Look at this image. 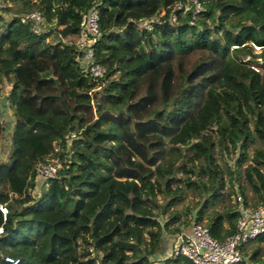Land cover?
<instances>
[{"label": "trees", "instance_id": "obj_1", "mask_svg": "<svg viewBox=\"0 0 264 264\" xmlns=\"http://www.w3.org/2000/svg\"><path fill=\"white\" fill-rule=\"evenodd\" d=\"M0 1V97L5 82L11 122L0 264H152L162 233L188 224L173 209L179 181L200 196L193 222L204 217L219 241L238 212L222 204L204 216L208 207L236 192L244 208L263 202L264 0H196V11L191 0ZM91 7L100 76L61 40ZM31 10L41 14L37 33L18 19ZM54 143L58 166L44 179L35 166ZM241 254L234 264H264V230Z\"/></svg>", "mask_w": 264, "mask_h": 264}, {"label": "built area", "instance_id": "obj_2", "mask_svg": "<svg viewBox=\"0 0 264 264\" xmlns=\"http://www.w3.org/2000/svg\"><path fill=\"white\" fill-rule=\"evenodd\" d=\"M194 5V11L198 10L199 4L196 0H191ZM181 4L177 3L179 7ZM4 3L0 1V8ZM193 11V12H194ZM192 12V13H193ZM20 22L31 20L34 33L38 32L37 23L41 21V14L37 10L27 11L20 14L18 17ZM79 29L75 36L73 44L77 50L82 51L79 58L83 63L86 70L93 76H100L103 68L92 61V51L89 46L99 35L97 27V13L96 10L89 8L79 20ZM149 28V26H148ZM236 46H232L234 48ZM256 52L260 50L259 46L253 45ZM247 56L243 59H246ZM257 62L260 58L256 57ZM251 68H257L251 65ZM73 136L72 133L64 135L65 144ZM60 146L54 143L51 152L42 158V160L35 166L37 176L42 178L49 177L53 174L58 166V160L54 153L59 152ZM236 211L238 216L236 219L234 232L223 240H216L212 238L207 228L201 223L191 222L185 230L175 234L174 243L170 250V256H182L193 264H234L244 260L241 250L242 247L251 239L255 238L259 233L264 230V195L263 202L244 208L242 205L241 197L237 194L235 196ZM7 209L3 204H0L1 219L4 220ZM2 228L0 227V233ZM5 260L10 259L4 257ZM14 263V261H10Z\"/></svg>", "mask_w": 264, "mask_h": 264}, {"label": "rangeland", "instance_id": "obj_3", "mask_svg": "<svg viewBox=\"0 0 264 264\" xmlns=\"http://www.w3.org/2000/svg\"><path fill=\"white\" fill-rule=\"evenodd\" d=\"M0 16L2 18L6 19L8 17V14L1 11L0 12ZM144 23H145L146 26H149L148 20H144ZM74 39H75V36L70 35V36L63 37L61 40L62 41H65V42L68 41V42L73 43L72 41H74ZM5 85H7V84L5 82H2L1 89H3V87H5ZM251 148H252V146L249 147V151L251 150ZM4 151L3 150H0L1 155L6 157V152H4ZM2 158L3 157L0 156V163L3 161ZM217 162L221 165V167H223L222 166V162H221L220 159L217 160ZM230 162H231V160H229V159L225 160V163L226 164H228ZM222 175L223 174H221V176ZM182 177H183L182 175L177 174V178H182ZM35 179H36V177H35ZM204 182H205L206 187H211V183L206 182V179H204ZM176 185L181 186L183 188V191L184 192H183L180 200L173 206V209H175L178 212L179 220H186L188 222L187 226L186 225L185 226L184 225H179V226H181L180 228H183L182 230H185L188 227V225L193 221V217H194L195 210L197 209V205H198V203L200 201V196L198 195V193H197L196 190H194L192 188H187L182 181L176 182ZM38 188H39V181H34V187H33V189H32L31 192L33 194L34 193H37L38 192ZM227 190H228L227 183H224L223 193L225 191H227ZM236 195H237V192L234 193V194H230L228 197H226L224 195L223 196L224 202L223 203L216 202L213 205H211V207H208L206 209V211L204 212V216H206L208 214V212H209V210L211 208L216 209V210H220V207H221L222 204H224V205L229 204V205L235 207L236 206V201H235V196ZM157 197H158V200H159V202L161 204L167 202V201L166 202L163 201L160 196H157ZM162 218H163V216H162ZM161 221H162V219H161ZM200 223L204 224V217L202 218V221H200ZM174 235L175 234H168V233H165V232L162 233V236H166L167 238H169V237L170 238H173ZM151 260H152V264H154V262H157V261L160 262V260H157V261L154 260V259H151Z\"/></svg>", "mask_w": 264, "mask_h": 264}, {"label": "crops", "instance_id": "obj_4", "mask_svg": "<svg viewBox=\"0 0 264 264\" xmlns=\"http://www.w3.org/2000/svg\"><path fill=\"white\" fill-rule=\"evenodd\" d=\"M7 88H8V85H5V87H3L2 92H1L3 96L6 95ZM4 104H0V120L3 121V123H5L4 131L0 135V150H3V151L6 150V147H7V143H8L7 133H8V130L11 126L10 114H9L7 108L5 106H3ZM0 156L3 157L2 160L5 159V156H2L1 152H0ZM174 237H175V235H174ZM174 237L173 238H170V237L167 238L166 236H162L160 250L158 252H156L151 257V259H154L156 261L160 260V262L157 261V262H154V264H162V260L167 258L168 256H170V250H171V247L174 243Z\"/></svg>", "mask_w": 264, "mask_h": 264}, {"label": "water", "instance_id": "obj_5", "mask_svg": "<svg viewBox=\"0 0 264 264\" xmlns=\"http://www.w3.org/2000/svg\"><path fill=\"white\" fill-rule=\"evenodd\" d=\"M5 100H6L5 96L0 97V104H4ZM165 202H166V200H165ZM164 204L165 203L159 205L160 211L162 210V207L164 206Z\"/></svg>", "mask_w": 264, "mask_h": 264}]
</instances>
